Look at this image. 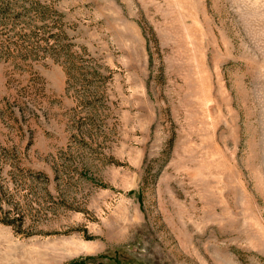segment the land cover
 I'll list each match as a JSON object with an SVG mask.
<instances>
[{
    "label": "rangeland",
    "instance_id": "obj_1",
    "mask_svg": "<svg viewBox=\"0 0 264 264\" xmlns=\"http://www.w3.org/2000/svg\"><path fill=\"white\" fill-rule=\"evenodd\" d=\"M0 264H264V0H0Z\"/></svg>",
    "mask_w": 264,
    "mask_h": 264
}]
</instances>
